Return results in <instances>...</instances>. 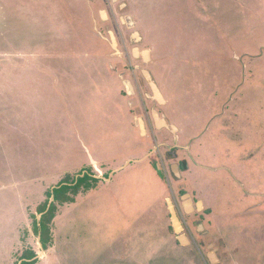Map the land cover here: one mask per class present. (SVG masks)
Returning <instances> with one entry per match:
<instances>
[{"label": "rangeland", "instance_id": "rangeland-1", "mask_svg": "<svg viewBox=\"0 0 264 264\" xmlns=\"http://www.w3.org/2000/svg\"><path fill=\"white\" fill-rule=\"evenodd\" d=\"M141 70L160 88L176 74L175 108L151 98ZM153 110L178 126L179 141L156 128ZM185 194L202 209L186 213ZM83 205L81 264L150 258L141 239L154 227L173 242L154 262L264 264V0H0V262L46 264L65 214ZM51 208L44 247L34 227ZM119 249L127 263L110 257Z\"/></svg>", "mask_w": 264, "mask_h": 264}, {"label": "crops", "instance_id": "crops-1", "mask_svg": "<svg viewBox=\"0 0 264 264\" xmlns=\"http://www.w3.org/2000/svg\"><path fill=\"white\" fill-rule=\"evenodd\" d=\"M171 74H173V73H170L169 72L167 75H165L162 78L163 83H164V87L163 88H160V89H161V91H162V93L164 95V98L166 100V103H167V96L168 97H171V99L173 100L172 108L173 107L175 108V103L176 102L179 103L178 100H176V97H178V96H177V89H176V86L174 84V80L176 79V77H175L176 74L174 73L175 76L173 78H172V75ZM171 78H172V84H171ZM164 79H165V81H164ZM156 81H157V79H156ZM166 119H168V118L166 117ZM103 122H105V121H103ZM111 125H110V127H111ZM176 127L178 128V126H176ZM124 129H126L127 131L124 130ZM178 130H179V128H178ZM120 132H126L128 135L129 134L132 135L131 132H130V130H129V128H128V126L127 125L125 126V124H123V125L120 126L119 133ZM119 133L116 135V137L119 135ZM178 136H179V140H180V130L178 131ZM128 146H131V145H127V147ZM91 159L95 160L92 157H91ZM108 159H110V158L106 155V156L102 157L100 160H108ZM139 177H140V174L137 175L136 178L138 180H140L141 178H139ZM103 199H107L110 202L113 198H109V197L106 198V197H104ZM95 202H96V198L95 197L89 198L87 200V202H86V206H85L86 209L87 210L88 209L90 210V208L95 205ZM130 202L135 203L133 201H130ZM85 207L83 205L82 207H78L75 210H73L74 207H72V211H69V210L67 211V213L65 214V217H64L65 223H63V225L59 228V230H57V232L56 231L54 232V238H55L53 240V244L54 245L52 244L53 245V248L51 249L53 251H51V253L48 252L46 254V255H48L47 258H46L47 260L44 259L43 260L44 261L43 263H46V264H81V262L78 260V257L76 256V254H78L79 252H74L73 250L75 249V245L77 244V242L79 240V237L78 236L83 237V235H85V232L83 234L79 235V233L76 234L74 232V230H75V228H78V227H75L76 224H81L80 218L84 216V213L85 212H87V210H85L84 212L81 211L82 208H85ZM67 209H69V208H67ZM78 211L79 212L81 211V213H79V216H81V217H79V221H78V214H76ZM142 212L139 213V214L141 215ZM145 213H147V212L145 211ZM109 214L110 213L108 212L106 214V217L111 218L109 216ZM151 214H156L158 220L159 219H162V215H161L160 212H158V209L157 208ZM88 215H89V213H88ZM140 215L139 216L136 215L134 217L136 219L134 221V225H135V223H137L138 218L142 219V216H140ZM122 216H123V213H122ZM145 217H147V215H145L143 217V219H145ZM149 217H151L150 214H149ZM158 220L156 222L153 221L152 224H155V223L157 224ZM132 223H133V221H132ZM132 223L129 226L130 229L133 228V227H131ZM151 228H153V227H151ZM119 232H120V230H119ZM126 235H127V231H124L121 234L120 239L123 238V237H125ZM143 235L144 236L141 239V241H142L143 244H145V248H151V249L153 248L154 249V251L149 252L152 256L150 258H147L148 257L147 256L148 252L143 251V252H139V255H137V256H133L132 255V257H130L129 259H133V260L137 261L138 264H161L160 262L159 263L158 262H154V260L155 259L158 260V259L161 258L162 255H161L160 247H163V244L167 245L170 242L173 243L171 241V238H170L169 234L166 232L165 228L158 229V228H155L154 227L153 229H150L148 231V233L143 234ZM117 236H119V234ZM158 236H159L160 240H159ZM130 237H131V235H130ZM137 237H139V235ZM166 241H168V243ZM141 249H143V248H141ZM126 254H130V253H126V251H123V250L119 249L118 251H115L113 253V256H110V257L113 258L115 261H120V262H126L127 263V261H126L127 260ZM8 259H11V257H8ZM122 260H124V261H122ZM108 261H110V258H108ZM147 261H149V262H147ZM0 264H2V263L0 262ZM3 264H5V263L3 262ZM92 264H95V263L93 262Z\"/></svg>", "mask_w": 264, "mask_h": 264}, {"label": "water", "instance_id": "water-1", "mask_svg": "<svg viewBox=\"0 0 264 264\" xmlns=\"http://www.w3.org/2000/svg\"><path fill=\"white\" fill-rule=\"evenodd\" d=\"M129 20H130V18L127 19V22L129 24V26L133 27L134 24L132 23V21L129 22ZM133 39H134V42H139V41H141V35L136 32V33L133 34ZM134 54H135L136 57L139 56V54H140L139 50L135 49L134 50ZM150 54H151L150 51H143L142 52V57L145 60V62H149ZM141 72H142L143 76L145 77V79H146V81H147V83H148V85H149V87L151 89V92H152L151 98L155 102L159 103L160 105H165L166 104V100H165L164 95H163V93H162V91H161V89L159 87V84L157 83V81H156L155 77L153 76L152 72L150 70H141ZM126 84H127L128 88L131 91L130 84L129 83H126ZM153 118H154L155 125H156L157 129L161 130L163 128H166V129L170 130L174 134L175 140L179 141V136L176 134L179 131L178 128L175 125H169L168 124L169 122L167 121L166 116L160 115L159 112L153 110ZM141 127H142V131L145 132L143 124H141ZM171 171L175 175V177H177V178L181 177L178 164H173L171 166ZM190 197L191 196L189 194H187V195L184 196V200L187 199L188 203L191 205L192 201H191ZM168 202H169V206H170L171 218H172V222H173L175 231H176L177 234H180L183 229H182L179 217H178V215H177V213H176V211H175V209H174V207H173V205L171 203V200H168ZM198 206L202 208V204L201 203H199ZM203 230H204V227L201 225L198 228V232H203ZM178 239H179V242L181 243L182 246H185L186 244L189 243L188 240H187V237L184 236V235L179 236ZM210 258H211V262L212 263H216L217 262V258L215 256V254L211 255Z\"/></svg>", "mask_w": 264, "mask_h": 264}, {"label": "trees", "instance_id": "trees-1", "mask_svg": "<svg viewBox=\"0 0 264 264\" xmlns=\"http://www.w3.org/2000/svg\"><path fill=\"white\" fill-rule=\"evenodd\" d=\"M88 178H89L88 175H85L83 178H81V177L78 178V180L76 182V186H74V189L77 190L78 187L80 186V184L82 182H85ZM67 189H68V186L66 184H63L62 183V184H60L58 186V188H55L53 190L56 201H60V196L63 195L64 192H65V190H67ZM54 212H55V209L54 208H51L49 210V212H47L46 214H44L42 221L39 224L36 223V225L34 227L35 228V233L37 235L38 234L41 235V241H42L44 247H46V242L44 240L45 233L47 232L48 234H50V232H51L50 229L47 227V224L46 223L51 224L52 218L55 216V215H53ZM33 257H35V254L34 253H33Z\"/></svg>", "mask_w": 264, "mask_h": 264}, {"label": "flooded vegetation", "instance_id": "flooded-vegetation-1", "mask_svg": "<svg viewBox=\"0 0 264 264\" xmlns=\"http://www.w3.org/2000/svg\"><path fill=\"white\" fill-rule=\"evenodd\" d=\"M123 141H121L122 142V146H123V144L127 147V145H131V137L128 135H126L125 134V136L123 137ZM175 155V156H174ZM170 156L173 158V159H177L178 158V156H177V153H176V151L175 150H173L171 153H170ZM173 165V164H172ZM171 165V166H172ZM170 169H171V167H170ZM189 169V165H187L186 166V170H188ZM179 170H180V174H181V167L179 166ZM185 170V171H186ZM181 177H182V174H181ZM181 177H179V178H181ZM177 178V177H176ZM185 195H187V194H185ZM184 195V196H185ZM184 196L182 197V209L186 212V213H190V212H192V211H198V210H201L202 208L201 207H199L198 205H199V203H198V205L196 206H193V201H192V204L190 205L189 203H188V200L187 199H185L184 200ZM191 199V198H190ZM202 204V203H201ZM188 211V212H187ZM201 226V224L198 226V228ZM203 226V225H202ZM204 227V226H203ZM183 229V228H182ZM198 230V229H197ZM205 231V228H204V230H203V232ZM182 232H183V230H182ZM203 232H199V233H203ZM182 235H184V234H181V235H179V236H182ZM178 236V237H179ZM184 236H186V235H184ZM177 237V238H178ZM179 240V239H178ZM187 240H188V238H187ZM181 244V243H180ZM210 248H214V246L213 245H211L210 246ZM213 252H211L210 254H209V257L211 256V255H213V254H215V256H216V258H217V255H216V250H212ZM210 260H211V258H210ZM217 261H218V258H217Z\"/></svg>", "mask_w": 264, "mask_h": 264}, {"label": "bare ground", "instance_id": "bare-ground-1", "mask_svg": "<svg viewBox=\"0 0 264 264\" xmlns=\"http://www.w3.org/2000/svg\"><path fill=\"white\" fill-rule=\"evenodd\" d=\"M103 15L105 16V13H103ZM129 22H131V20H129ZM136 39V38H135Z\"/></svg>", "mask_w": 264, "mask_h": 264}]
</instances>
